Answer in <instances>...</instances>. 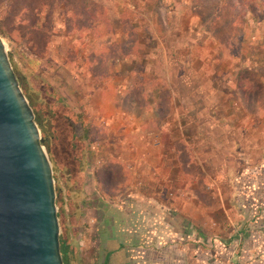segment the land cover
I'll list each match as a JSON object with an SVG mask.
<instances>
[{
	"label": "rangeland",
	"instance_id": "1",
	"mask_svg": "<svg viewBox=\"0 0 264 264\" xmlns=\"http://www.w3.org/2000/svg\"><path fill=\"white\" fill-rule=\"evenodd\" d=\"M5 3L53 170L85 184L70 264H264V0Z\"/></svg>",
	"mask_w": 264,
	"mask_h": 264
},
{
	"label": "water",
	"instance_id": "2",
	"mask_svg": "<svg viewBox=\"0 0 264 264\" xmlns=\"http://www.w3.org/2000/svg\"><path fill=\"white\" fill-rule=\"evenodd\" d=\"M53 166L0 36V264H64Z\"/></svg>",
	"mask_w": 264,
	"mask_h": 264
},
{
	"label": "trees",
	"instance_id": "3",
	"mask_svg": "<svg viewBox=\"0 0 264 264\" xmlns=\"http://www.w3.org/2000/svg\"><path fill=\"white\" fill-rule=\"evenodd\" d=\"M20 1L23 2L24 0H0V5L6 2L5 4L8 5L10 4L9 7H13L17 3H20ZM27 10H29V7L27 8ZM76 10L77 9H71L68 12L72 11L73 15L83 16L82 13H78ZM94 14L95 15L90 14L89 16L88 15L85 16H88V19L90 18L95 19L97 18L99 12L94 11ZM160 94H161L160 90H156V92L154 93V95L158 97V99L161 97ZM157 108L160 109V105H158ZM43 140H44V146L46 147V149H48L49 148L48 143L44 138ZM53 171H54V180L56 181L57 206L59 209L58 217L61 225V235H60L61 252H62L64 264H70V258L72 255L75 254V248H76L75 241L78 238L79 232L82 228L83 213L81 211V204L85 201V197H86L85 184L74 183V186H72L69 183V181H65L63 187L61 186V181L57 176L58 175L57 171L55 169ZM111 256L112 253H109L107 261L110 259ZM106 264L108 263L106 262Z\"/></svg>",
	"mask_w": 264,
	"mask_h": 264
},
{
	"label": "flooded vegetation",
	"instance_id": "4",
	"mask_svg": "<svg viewBox=\"0 0 264 264\" xmlns=\"http://www.w3.org/2000/svg\"><path fill=\"white\" fill-rule=\"evenodd\" d=\"M111 236L109 237L110 239H115V231H111ZM109 253H112V252H108L107 253V255H106V259H104V257H103V259L101 260V264H106V262H107V258H108V255H109ZM112 255H113V253H112Z\"/></svg>",
	"mask_w": 264,
	"mask_h": 264
},
{
	"label": "crops",
	"instance_id": "5",
	"mask_svg": "<svg viewBox=\"0 0 264 264\" xmlns=\"http://www.w3.org/2000/svg\"><path fill=\"white\" fill-rule=\"evenodd\" d=\"M3 5H4V4H1V5H0V8H2ZM154 156H156V158H158V157H159V153H154ZM160 156H161V155H160ZM140 168H141V166H140ZM150 202H151V201H150Z\"/></svg>",
	"mask_w": 264,
	"mask_h": 264
}]
</instances>
